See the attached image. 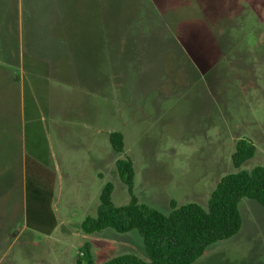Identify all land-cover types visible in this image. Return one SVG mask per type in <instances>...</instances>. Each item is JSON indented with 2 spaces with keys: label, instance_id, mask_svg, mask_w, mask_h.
Masks as SVG:
<instances>
[{
  "label": "rangeland",
  "instance_id": "374dc122",
  "mask_svg": "<svg viewBox=\"0 0 264 264\" xmlns=\"http://www.w3.org/2000/svg\"><path fill=\"white\" fill-rule=\"evenodd\" d=\"M18 1L0 41V264H77L86 243L97 264L149 261L137 230L81 231L107 183L116 207L130 202L119 159L133 162L139 201L166 215L172 200L207 208L222 177L264 166V0H100L101 37L95 0ZM242 139L257 152L236 168ZM43 169L50 234L27 226ZM240 211L241 230L194 264H264V206L244 198Z\"/></svg>",
  "mask_w": 264,
  "mask_h": 264
},
{
  "label": "trees",
  "instance_id": "16d2710c",
  "mask_svg": "<svg viewBox=\"0 0 264 264\" xmlns=\"http://www.w3.org/2000/svg\"><path fill=\"white\" fill-rule=\"evenodd\" d=\"M99 2L100 0L93 2L94 9L98 12ZM69 4L68 0H47V6L51 8L59 9ZM22 7L25 8V5ZM97 14L94 20L98 23L100 16ZM102 48L101 44L99 46L96 43V54L97 51L98 54L102 52ZM110 143L117 154L124 152L125 141L121 132L111 133ZM256 152L254 143L245 139L239 140L232 155L234 166L240 168L252 159ZM116 167L128 188L130 202L125 206L116 207L112 201L114 185L107 183L102 189L96 216H88L81 224V231L85 235H93L108 228L122 234L137 230L144 240V249L149 261L126 254L112 258L104 264H194L209 246L227 240L241 230L240 203L244 198L264 206V166L222 177L210 195L207 208L197 203L179 206L172 200L171 212L168 215L141 203L134 194L135 169L131 159L117 160ZM42 175L44 182L41 186L32 184L30 187L29 183L27 185V191L28 187L31 188L29 196L32 200L29 204L27 198V226L50 234L57 225L52 212L54 187L52 179H47L46 174ZM31 212L33 219L30 218ZM47 225L51 231L45 229ZM77 264H97L90 243L81 248Z\"/></svg>",
  "mask_w": 264,
  "mask_h": 264
},
{
  "label": "crops",
  "instance_id": "0c3cea01",
  "mask_svg": "<svg viewBox=\"0 0 264 264\" xmlns=\"http://www.w3.org/2000/svg\"><path fill=\"white\" fill-rule=\"evenodd\" d=\"M19 1L18 0H0V33L1 31H3V37H4V40H0L2 43L5 42V45H8L6 44V41H8V35L11 36L12 33H10V15L15 12L17 13L18 10L19 11H22L23 10V7H22V2H20V5L19 7H17ZM96 12L99 14L100 16V7H99V12L97 11V9H95ZM96 13V14H97ZM97 14V15H98ZM96 31L98 32V34L100 35V37L102 36V20H101V16L99 17V22L97 23L96 25ZM2 38V36H1ZM100 40L102 41V38H100ZM0 42V43H1ZM0 49H1V45H0ZM3 50H0V52H2ZM6 51V50H5ZM10 53V52H9ZM101 54V52H100ZM7 56V55H5ZM8 60L12 59L9 55V57L7 56L6 57ZM37 58H33L31 60V65L30 67L32 68V70L35 72L33 73L34 75H39L38 74V63H37ZM23 63H24V58H23ZM43 174H46V176L48 177L47 179H49L51 176H50V173L48 171H46V169H43ZM52 175V174H51ZM99 177H102V175H99ZM49 183V182H47ZM53 202H54V189H53V200H52V205H53ZM26 208H27V205H26Z\"/></svg>",
  "mask_w": 264,
  "mask_h": 264
}]
</instances>
